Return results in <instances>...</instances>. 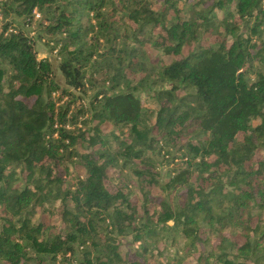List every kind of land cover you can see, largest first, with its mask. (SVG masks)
<instances>
[{"label": "trees", "instance_id": "1", "mask_svg": "<svg viewBox=\"0 0 264 264\" xmlns=\"http://www.w3.org/2000/svg\"><path fill=\"white\" fill-rule=\"evenodd\" d=\"M0 10V264H57L79 247L81 264H185L160 248L177 241L190 264H264V0ZM35 12L64 87L14 26ZM88 88L89 109L56 112L54 91ZM173 153L185 166L163 197L156 158Z\"/></svg>", "mask_w": 264, "mask_h": 264}, {"label": "rangeland", "instance_id": "2", "mask_svg": "<svg viewBox=\"0 0 264 264\" xmlns=\"http://www.w3.org/2000/svg\"><path fill=\"white\" fill-rule=\"evenodd\" d=\"M181 8L185 11L186 7L184 5L181 4ZM154 9H158V5L154 6ZM186 13V12H185ZM2 18H3V14L1 13L0 10V26L2 23ZM9 18L12 20L13 16H9ZM41 19V15L39 19H35L30 26H27L26 24H23V21H21V19H15L14 20V26L16 27V29L21 30L23 32H28L29 36L33 39V44H34V51L36 53V57L39 60L45 59L48 60L49 62H51L52 68L54 69L55 72V81H57L59 83V85L61 87H64V81L62 79L61 74L59 73L58 69H57V62L59 61V59L56 60L54 51H58L59 49V45L54 46L53 42H51V37H46V35L44 33L41 36V38H38L40 36V31L42 30L41 26L39 25V21ZM54 38V37H53ZM52 50V53H50V49ZM57 54V52H56ZM72 95L74 96L73 98H71V95H62L60 90H56L54 91V93L52 94V99L55 102V108H56V112H58L60 110V108L64 107L67 103L72 102V105L70 107V116L72 115V113L74 114L75 112L78 111L79 107H83L85 109H89L90 107V102L91 99L95 93V89H86L85 91H83L82 93L79 92H75L72 91ZM80 99V100H79ZM90 114L86 113L85 115H82L80 117L77 118L76 120V128H82L83 127V122L88 118L89 119ZM69 117V116H68ZM73 129H75L74 127H70L69 130L73 131ZM115 132L117 133V135L120 134H127L128 131L126 129H115ZM177 155V156H175ZM173 156H175V158L173 160L169 159V160H162V157L156 158V169L157 172L159 173L160 176V182H161V190L162 192L166 190V184L168 182V180L171 177V171L174 168V166L177 167H182L185 166V159H181L180 158V154H175L173 153ZM123 175H125V177H130L131 179L135 180L134 176L130 173L129 169L124 170ZM66 177V175H65ZM71 183H73L71 181ZM131 185V186H130ZM129 188L131 190L132 193V199L134 200V186L132 185V183H129ZM157 195H161V196H165L166 192H159L158 190H156L154 192ZM256 215L258 216V213H256ZM262 221H264V214L261 215L259 217ZM171 224V223H170ZM163 237H166L167 234L163 233L162 235ZM126 239V238H125ZM129 241V239H128ZM160 248L163 249L164 251H166L165 254L168 255H177L181 258L184 259L185 264H190L193 260V258L189 257V256H185L184 251H183V245L180 241H177V244L175 246H171L170 243L165 244L164 242H162V244L160 245ZM78 251L76 252V256L73 258H70L69 255L66 256V258H62V257H58V261L57 264H81L82 262V248L79 247V249H77ZM31 255L34 254L33 251H30Z\"/></svg>", "mask_w": 264, "mask_h": 264}, {"label": "built area", "instance_id": "3", "mask_svg": "<svg viewBox=\"0 0 264 264\" xmlns=\"http://www.w3.org/2000/svg\"><path fill=\"white\" fill-rule=\"evenodd\" d=\"M39 18H40V15H39L37 12H35V13H34V20H35V19H39ZM10 32H12V30H10ZM13 32H15V31H13ZM56 52H57V51L55 50V51H54L55 57H56L57 59H59V58L57 57V55H56Z\"/></svg>", "mask_w": 264, "mask_h": 264}]
</instances>
